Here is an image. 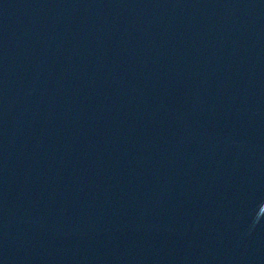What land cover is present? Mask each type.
<instances>
[{"label": "water", "instance_id": "water-1", "mask_svg": "<svg viewBox=\"0 0 264 264\" xmlns=\"http://www.w3.org/2000/svg\"><path fill=\"white\" fill-rule=\"evenodd\" d=\"M0 264H264V0H0Z\"/></svg>", "mask_w": 264, "mask_h": 264}]
</instances>
